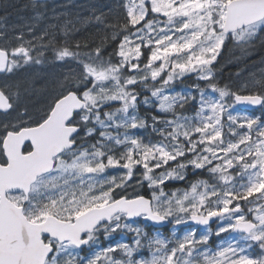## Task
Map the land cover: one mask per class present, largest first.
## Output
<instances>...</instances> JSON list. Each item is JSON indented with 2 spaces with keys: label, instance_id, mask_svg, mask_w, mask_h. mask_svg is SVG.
Masks as SVG:
<instances>
[{
  "label": "snow or ice",
  "instance_id": "obj_1",
  "mask_svg": "<svg viewBox=\"0 0 264 264\" xmlns=\"http://www.w3.org/2000/svg\"><path fill=\"white\" fill-rule=\"evenodd\" d=\"M119 7L99 43L0 31V74L68 66L35 116L0 85V264H264V73L215 70L264 38V0ZM169 222L188 230L149 231Z\"/></svg>",
  "mask_w": 264,
  "mask_h": 264
},
{
  "label": "rangeland",
  "instance_id": "obj_2",
  "mask_svg": "<svg viewBox=\"0 0 264 264\" xmlns=\"http://www.w3.org/2000/svg\"><path fill=\"white\" fill-rule=\"evenodd\" d=\"M14 1L17 2L19 0H14ZM30 1L32 2V3L30 2L31 3L30 6L33 7V0H30ZM52 1H56L55 4H57L61 2L71 3L74 0H52ZM110 1H111L110 3H104L103 1H99V0H88L85 6L87 7V10L89 13L88 23L97 21L95 17L99 16V15H96L98 10L104 11L108 8H110L111 11H115V12L120 10L119 5L121 3V0H110ZM40 3L42 2H38V6L42 7L43 9L40 8L39 10H44L45 4H40ZM7 4H9V2ZM38 15L39 13L33 12L32 16H20V15L16 16L14 20H11L12 23L10 25L11 29H10L9 37H13L15 34L23 32L25 30L29 31L30 28L32 29L30 33H34L33 34L34 36L41 35L45 30L48 31L47 28L51 25L52 19L55 18L54 15H50V17L46 16L44 18ZM43 21L45 22V24H42ZM37 29H39L38 31L39 33L35 32ZM0 31H6L3 28V25L0 26ZM262 43H264V38L258 39L254 43L250 45H246V46H241V45L232 43L231 46L229 47L232 49H229L227 45L224 47L227 50L225 55H228V58L222 61L224 65L220 62L221 64L218 67H220V69H222L223 67L230 68L231 69L230 74H232L233 76V80L226 82L224 85H228V86L232 85L233 87L231 88H233L234 90H236V88H239L240 90L244 86H247L249 89L252 88L253 79L254 78L258 79L261 76V74L264 73V57H261L262 55L261 53L263 51L260 46V44ZM254 47L256 49L250 55H247L246 51ZM259 50H261L262 52ZM222 51L220 55L223 54ZM254 58H261V59L254 61L251 64H248L247 66L248 71H244L243 73H238V74L235 72H232L233 69L241 65L240 64L241 62L243 63H246L249 61L251 62ZM218 61L219 59H217L216 64ZM67 71H68L67 65H63L60 62L54 61L53 59L50 61L49 68L45 71H43L37 66L26 69L27 74L38 76L41 80V87L37 85L36 78H34V80H30L31 81L29 83L30 87H28V89H25L23 91V96H21L24 100L27 101L32 112L41 111L42 109L40 107L46 106V104L50 100V94L53 92L55 88V82L62 77L63 73ZM217 78L219 82L222 81V77L217 75ZM187 82L192 84L191 80H187ZM3 84H4L3 80L0 79V85H3ZM251 114L252 113H250V115ZM173 230H176L179 234H182L183 232L188 230V227L185 225L172 226L168 232H165L163 230L149 229L150 232L159 231L163 233L164 235H170ZM198 234H199V230H198ZM223 235L227 236V234H223ZM127 236H128V239L130 240L131 234H127ZM116 238L120 239L121 237L117 235ZM212 240L213 241H210V243L213 242L212 245L213 247H215V244L218 242V238L213 237ZM145 255H147V253H145Z\"/></svg>",
  "mask_w": 264,
  "mask_h": 264
},
{
  "label": "flooded vegetation",
  "instance_id": "obj_3",
  "mask_svg": "<svg viewBox=\"0 0 264 264\" xmlns=\"http://www.w3.org/2000/svg\"><path fill=\"white\" fill-rule=\"evenodd\" d=\"M9 4H4V0H0V26L3 25V28L7 31L8 35L10 33V25L11 20H14L16 16H32L33 12L39 13L38 16L44 18V17H50V15H54V19L51 21V25L47 28L49 32H56L58 35H63L64 30L67 29L69 32V35L76 38H78L79 35H81V32L84 35V32L88 29L87 23H88V15L84 12V10L80 11V8H84L86 2L83 0H74L71 3H56V1L51 0H38V2H42L40 4L44 5V10H39L40 6L38 7H31L30 4L32 3L29 0H19V1H11L6 0ZM31 2V3H30ZM4 6L8 7V10H4ZM21 7L22 9L17 12V9ZM43 9V8H42ZM40 12H39V11ZM19 16V17H20ZM42 24H45L43 21ZM54 25V26H53ZM73 25V27H72ZM86 25V26H85ZM38 28V27H37ZM39 29H37L35 32H38ZM75 32V33H74ZM25 39H31L34 35V33H30L29 31L25 30L23 31ZM52 60L51 53L46 54V60L45 63L41 65H33L30 67H39L43 71L47 70L50 66V61ZM28 67V68H30ZM27 68V69H28ZM5 76V75H1ZM0 79L3 80L4 84L7 83L9 85H15L19 84L21 85V96H23V91L25 89H28L30 80H34L36 78L37 85L41 87V80L38 76L27 74L26 70H21L15 77L8 78V77H1ZM34 83V82H33ZM33 93V92H32ZM27 108L34 116L39 114L45 107H40L42 110L37 112H32L29 104L26 100H24L21 97L19 111H23L24 108ZM0 119H3V117H0Z\"/></svg>",
  "mask_w": 264,
  "mask_h": 264
},
{
  "label": "trees",
  "instance_id": "obj_4",
  "mask_svg": "<svg viewBox=\"0 0 264 264\" xmlns=\"http://www.w3.org/2000/svg\"><path fill=\"white\" fill-rule=\"evenodd\" d=\"M105 18L108 22H115L117 19L122 17L121 15H111L105 13ZM106 34V29L105 26L102 23L96 24V25H90V28L86 30V32L83 33L81 32V35L78 36L79 40L81 41H88L89 43L91 42H96L99 43L101 38ZM229 45V44H228ZM263 49V48H262ZM261 51V50H259ZM227 50L224 48L223 54H226ZM253 51H249L248 53L251 54ZM262 52V51H261ZM255 57V56H254ZM255 59V58H254ZM253 59V60H254ZM228 70V69H227ZM229 71H226V73ZM225 74V73H224ZM228 79H233L229 77ZM173 187H183V184H175L172 185Z\"/></svg>",
  "mask_w": 264,
  "mask_h": 264
},
{
  "label": "water",
  "instance_id": "obj_5",
  "mask_svg": "<svg viewBox=\"0 0 264 264\" xmlns=\"http://www.w3.org/2000/svg\"><path fill=\"white\" fill-rule=\"evenodd\" d=\"M239 106H242V107H245V108H250L249 106H246V105H239ZM256 107H258V106H256ZM166 225H168V223H166V224L163 225V226L156 225V227H164V226H166Z\"/></svg>",
  "mask_w": 264,
  "mask_h": 264
},
{
  "label": "bare ground",
  "instance_id": "obj_6",
  "mask_svg": "<svg viewBox=\"0 0 264 264\" xmlns=\"http://www.w3.org/2000/svg\"><path fill=\"white\" fill-rule=\"evenodd\" d=\"M26 1V0H25ZM22 8L21 7H19L18 9H17V12L19 11V10H21ZM231 77V76H230ZM232 78V77H231ZM230 80V79H229ZM231 80H233V79H231Z\"/></svg>",
  "mask_w": 264,
  "mask_h": 264
}]
</instances>
